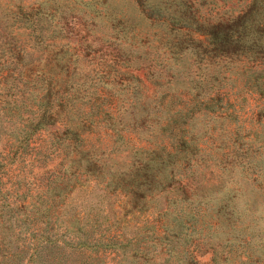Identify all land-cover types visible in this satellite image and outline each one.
Segmentation results:
<instances>
[{
  "label": "rangeland",
  "instance_id": "1",
  "mask_svg": "<svg viewBox=\"0 0 264 264\" xmlns=\"http://www.w3.org/2000/svg\"><path fill=\"white\" fill-rule=\"evenodd\" d=\"M167 1L0 0V264H264V62L172 48L252 0Z\"/></svg>",
  "mask_w": 264,
  "mask_h": 264
},
{
  "label": "trees",
  "instance_id": "2",
  "mask_svg": "<svg viewBox=\"0 0 264 264\" xmlns=\"http://www.w3.org/2000/svg\"><path fill=\"white\" fill-rule=\"evenodd\" d=\"M170 7L174 9L170 11ZM149 10L152 11L151 15L157 17L168 12L167 20H170L172 29L195 24L193 18L188 22V17H192V7L188 2L174 3L170 0L163 7L150 3ZM204 25V22L197 21L196 29L207 35L206 40L183 34L172 48L183 51L196 43V52L210 59L221 56L224 59L247 58L253 67L259 61L264 62V0H252L250 5L238 14L222 15ZM251 65L250 68H253ZM256 78L260 79L259 76ZM250 86H257L260 93L264 94V82H254Z\"/></svg>",
  "mask_w": 264,
  "mask_h": 264
}]
</instances>
